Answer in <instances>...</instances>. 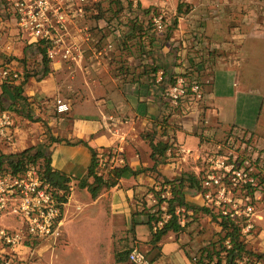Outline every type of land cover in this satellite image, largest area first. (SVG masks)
<instances>
[{
    "label": "crops",
    "instance_id": "1",
    "mask_svg": "<svg viewBox=\"0 0 264 264\" xmlns=\"http://www.w3.org/2000/svg\"><path fill=\"white\" fill-rule=\"evenodd\" d=\"M180 2L189 6L188 12L177 13ZM159 12L167 23L162 33L151 25ZM119 20L123 24L117 34L129 40L124 50L114 45L105 59L84 48V59L76 65L58 59L45 69L37 45L17 26L7 41L0 40V66L23 74L11 85L0 81V111H11L16 124L15 143L4 145L3 154L34 147L72 179L61 240L23 249L24 264H126L127 259L117 263L116 255L124 253L134 221L137 240L152 238L146 210L154 206V191L187 173L201 177L207 154L233 127L252 133L264 148L256 134L264 92L246 87L251 80L244 71L247 42L264 43V0H178L173 5L171 0H140L137 12L129 7ZM159 70L167 77L202 82L203 101L193 105L186 100L174 107L156 83ZM15 88L21 89V98L14 96ZM56 99L67 102L70 112L57 113ZM158 142L171 147L152 158L151 143ZM119 144L125 147L127 171L116 186L93 199L79 183L87 177L94 154ZM181 148L191 152L184 160L178 155ZM184 195L190 207L205 208L197 189L186 187ZM259 208V233L249 248L264 254V204ZM194 224L163 239L162 259L154 264H192L186 252L198 246Z\"/></svg>",
    "mask_w": 264,
    "mask_h": 264
},
{
    "label": "built area",
    "instance_id": "2",
    "mask_svg": "<svg viewBox=\"0 0 264 264\" xmlns=\"http://www.w3.org/2000/svg\"><path fill=\"white\" fill-rule=\"evenodd\" d=\"M89 0H0V9L7 20L15 21L19 30L32 43L43 42L47 47L50 61L76 62L82 54L81 46L67 40V27L76 18L83 17L82 6ZM97 1V0H95ZM133 11L139 10L140 0H128ZM165 14L156 13L151 24L156 32L166 28ZM29 74V73H28ZM23 74L12 66H0V81L11 85ZM27 76V73L25 74ZM156 83L163 87L164 99L174 107L183 101L195 105L205 97L204 85L186 76L167 77L159 70ZM59 114L70 112V106L62 99L55 100ZM15 118L11 111H0V138L4 145L14 144ZM178 155L184 160L191 152L179 149ZM201 160V157H198ZM98 166L103 172H113L126 167L125 147L119 144L97 153ZM206 170L201 176V190L205 208L235 222L240 227V237L249 248L250 241L257 233L258 208L264 204V148L252 133L233 129L221 139L206 157ZM158 196L164 200L162 211L164 222L171 219L167 202L172 199L168 186H160ZM63 206L48 184L39 176L36 165H29L14 173L7 168L0 169V264H24L22 250L33 251L43 241H59L63 236ZM154 213V211H152ZM190 214L185 208H176L175 214ZM164 222H159L162 226ZM180 224L185 226L182 217ZM227 250L232 249L230 240L225 242ZM128 264H150L145 252L133 248L128 253ZM244 252L236 264H263L252 261ZM192 264H217L201 256H192Z\"/></svg>",
    "mask_w": 264,
    "mask_h": 264
},
{
    "label": "trees",
    "instance_id": "3",
    "mask_svg": "<svg viewBox=\"0 0 264 264\" xmlns=\"http://www.w3.org/2000/svg\"><path fill=\"white\" fill-rule=\"evenodd\" d=\"M128 5L131 7V3L127 0ZM96 5V2L89 0L87 4L82 6V10L84 14L86 11L90 9V6ZM186 7V10H184ZM99 9L98 19L103 18V12L101 7H97ZM189 6L180 2L177 8L178 14H184L188 12ZM128 39L125 38V45H127ZM37 45L38 51L42 56V62L45 66V69L48 68L50 60L47 58V47L43 42L39 41L35 43ZM125 62L127 60H124ZM21 89L15 88L14 96L16 98H21ZM233 127L231 130L235 129ZM245 131V130H244ZM248 132V131H245ZM169 143L162 144L160 142L154 144L151 143L152 148V158H154L157 154L159 156H164L167 151L170 149ZM36 165L39 169L40 179L50 186L58 201L61 204H65L68 202V197L70 195V184L72 179L68 177L66 174L55 170L52 167L51 158L47 156L42 151L36 148H29L22 152L15 154H0V169L7 168L14 173L23 171L26 166ZM127 171V167L116 169L113 172H103L99 166L97 161V153L94 154V161L89 169V173L86 178L82 179L79 183V186L83 189H87L91 194L93 199H97L98 196L104 189H108L110 187H114L117 185L118 180L121 178L122 174ZM92 178L93 182L90 183L89 179ZM162 186H168L172 191V199L167 202V211L171 214V219L164 222L165 212L162 211V207L164 205V200L158 198V204L151 206L146 211V214L149 215V229L151 232V240L149 241L150 246L153 251H157L160 255L162 253V247L160 245L161 241L168 234L173 233H182L185 231L187 226L190 223V219L195 216L196 212L205 211L207 214H210L212 218L215 220L217 225L220 227L219 231V240L216 245L207 248L203 253H201V257L208 262H216L217 264H236V260L242 257L244 252H247L252 261L260 260L264 264V254H256L252 250H247V246L244 241L240 237V227L233 221L222 217L219 214H216L209 210L208 208H192L185 202L184 189L186 187L201 190V177H197L194 174H184L181 178L165 182ZM155 196H158V192L154 191ZM176 208H185L188 211L193 210V214L185 213L183 216H177L175 214ZM154 211V213H152ZM185 218L186 224L182 226L180 224V220ZM159 222H164L162 226H158ZM136 221L133 223L132 231H134L136 227ZM230 240L232 243V249L227 250L225 247V242ZM217 248L219 249L217 251ZM129 253V252H128ZM128 253H119L116 255V262L123 263L128 258ZM157 258L152 259L150 262L153 263ZM254 264L253 262H250Z\"/></svg>",
    "mask_w": 264,
    "mask_h": 264
},
{
    "label": "rangeland",
    "instance_id": "4",
    "mask_svg": "<svg viewBox=\"0 0 264 264\" xmlns=\"http://www.w3.org/2000/svg\"><path fill=\"white\" fill-rule=\"evenodd\" d=\"M92 1L96 2V5H91L90 9L86 11V14H84L83 17L76 18L67 27V33H70L67 36V40L76 43L77 45L81 46L82 49V54L78 58V60L72 63L69 62V64L76 65L78 62L84 59V48H86V51L88 53L91 54L94 51V54L97 57L105 59L109 57L110 54H112L110 51L112 50L114 45L118 47L119 51L124 50L125 37L120 38L117 34V31L120 30L119 27L123 24L119 19L122 18V15L124 13L129 11L130 6L128 5L127 0ZM175 1L178 2V0H171V4H175ZM97 7H101V10L103 12V18L100 20L97 17L100 13ZM184 10H186V7H184ZM248 14L250 15V13H247L246 15L248 16ZM165 24L167 23L165 22ZM15 26V23L12 24L5 18L4 12H2V10L0 9V34L3 37L0 38V40L3 39L7 41L10 35V31L12 29H16ZM77 32L81 36L77 39H74L72 33L77 34ZM248 32L250 31H247L246 34H248ZM247 46L249 47L250 52L246 53L245 55L246 66H244V71L245 73H250L249 79L251 81L249 83H245V85L246 87H253L255 90L259 89L264 92V43L260 42L256 43L255 45L250 40L247 42ZM119 62L125 63L122 55L120 56ZM256 134L257 137L262 141V144H264V108L261 113ZM4 148L6 147H4V142L0 138V154L4 153ZM259 209L260 208H258V210ZM190 224L195 225L193 231L196 232V244L198 245L194 250L186 252L187 258L191 261L192 256H200L201 253H203L207 248L217 244L219 240V232H216L217 223L210 214L206 216L198 214V216H195ZM128 233L130 234H128L127 243L122 246V250L124 253H128L133 248H138L139 250L145 252L150 261L154 258H157L155 262H150V264L158 263L162 259V253L158 255L159 253H157V251H153L149 242H141L137 240V233L135 229L134 231H128ZM169 236L170 234L165 236L163 239H169ZM218 250L219 249L217 248V251ZM35 254H37L36 251ZM35 258L36 256L32 257V260H34ZM163 264H170V262L166 261Z\"/></svg>",
    "mask_w": 264,
    "mask_h": 264
}]
</instances>
